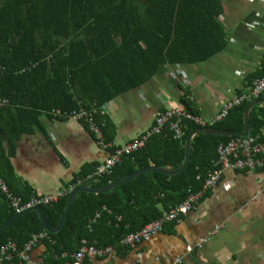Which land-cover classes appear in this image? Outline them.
Listing matches in <instances>:
<instances>
[{"label":"trees","instance_id":"trees-1","mask_svg":"<svg viewBox=\"0 0 264 264\" xmlns=\"http://www.w3.org/2000/svg\"><path fill=\"white\" fill-rule=\"evenodd\" d=\"M222 3L0 0V96L9 100L0 108V178L10 191L23 203L35 195L16 177L12 158L18 140L40 127L42 115L53 116L56 109L62 114L95 111L105 142L111 144L114 132L102 111L105 104L149 81L161 66L204 62L222 52L227 45L219 20ZM263 74L264 67L251 76V85ZM181 102L187 112L199 115L189 97H182ZM250 102L233 107L224 119L204 127L243 132ZM180 127V138L167 124L160 134L149 137L144 147L123 156L111 174L84 184L103 187L149 166L179 168L185 160L188 135L203 126L183 118ZM249 135L264 147V104L250 112ZM235 137L195 135L189 165L181 173L147 172L105 193L78 192L60 231L47 233L43 241L58 254L76 251L83 240L94 247L117 246L123 236L137 232L163 210L201 192L214 170L218 146ZM93 169L84 168L72 183ZM67 200L68 195L42 205L50 228L57 226ZM97 213L100 216L95 218ZM15 214L0 189V226ZM42 232L39 214L30 211L0 233V246L12 240L22 247Z\"/></svg>","mask_w":264,"mask_h":264},{"label":"crops","instance_id":"crops-1","mask_svg":"<svg viewBox=\"0 0 264 264\" xmlns=\"http://www.w3.org/2000/svg\"><path fill=\"white\" fill-rule=\"evenodd\" d=\"M222 6L225 49L204 62L161 66L149 81L108 102L102 111L114 136L107 147L97 144L84 121L42 115L40 127L16 144L12 164L20 182L35 195L60 191L84 168H95L115 149L148 131L159 113L184 108V96L212 124L224 103L247 91L251 76L264 67V0H223ZM203 195L194 210L178 222L166 223L149 240L129 248L115 246L110 255L85 257L82 264H172L187 245L201 238L209 240L182 264H264V169H226ZM44 239L31 251L35 261L74 263L75 251L58 254ZM5 264L26 263L15 258Z\"/></svg>","mask_w":264,"mask_h":264},{"label":"built area","instance_id":"built-area-1","mask_svg":"<svg viewBox=\"0 0 264 264\" xmlns=\"http://www.w3.org/2000/svg\"><path fill=\"white\" fill-rule=\"evenodd\" d=\"M35 66L36 65L33 64V67ZM25 70L26 68H24L22 72ZM263 94L264 74L263 76L256 78L247 91L236 94L230 100L225 102L220 113L214 118L213 123L224 119L228 115L230 109L233 107L239 106L245 101L256 100ZM8 104L9 100L0 96V108L5 107ZM105 105L103 107H105ZM52 115L54 117H71L76 120L85 121L93 132L97 144L104 148L109 145L105 142L100 125L95 121V111L80 109L79 111H74L71 114H62L60 110L56 109L52 111ZM183 118L194 122L196 125L204 126L206 124L205 120L200 115H194L190 112H187L184 108H171L164 110L155 118L153 126L148 131H146L140 137H137L125 144L123 147L115 149L90 173L78 178L75 183H70L65 188L57 191L56 193L34 195L29 199V201L23 203L22 198L10 191L8 185L1 178L0 189L10 200L11 206L16 213H20L23 210L33 206H42L55 203L62 197L69 195V193L73 191L75 187L83 185L85 182L95 181L105 175L111 174L114 167L121 162L123 156L130 155L144 147L146 140L152 135L160 134L167 124H170V129L174 132L175 137L180 138L182 136L180 121ZM172 119H174L173 122H171ZM262 168H264L263 146L260 143H257L256 139L250 137V135L246 137L236 136L228 143L220 144L217 148V159L214 162V170L205 179L202 191L197 194H191L186 200L168 210H163L158 218L147 223L137 232L129 233L123 236L120 239L117 247H134L138 243L147 241L153 235L162 231L166 223L180 221L185 215L197 207L200 197L207 190L217 185L226 169L247 171ZM199 178L200 177L197 176V179ZM99 216V213H97L95 218H98ZM118 220H120V217ZM219 228V226L215 227V230L211 234H215ZM46 237V231L35 234L22 247H18L12 240L5 242L0 246V264L11 262L15 258L26 264H42L32 258L31 251L42 239ZM208 240V238H201L194 245H187L182 255L176 258L172 264H182L186 255L193 253L195 249H201L208 242ZM115 248V246L111 245L106 247H94L89 245L86 240H83L80 247L73 254V264H82V261L85 257H102L110 255L115 251Z\"/></svg>","mask_w":264,"mask_h":264},{"label":"water","instance_id":"water-1","mask_svg":"<svg viewBox=\"0 0 264 264\" xmlns=\"http://www.w3.org/2000/svg\"><path fill=\"white\" fill-rule=\"evenodd\" d=\"M259 104H264V98L261 99H256L253 100L249 103L247 106L245 113H244V120H245V128L243 132H233V131H228V130H220L216 129L213 127H200L195 130H193L187 137L186 140V151H185V160L182 163V165L179 168L176 169H171V168H162V167H157V166H149L146 168L138 169L135 171L133 174L129 175L128 177L119 179L115 182L109 183L106 186L103 187H92V186H87V185H79L75 187L73 191H71L68 195V200H67V205L65 207V210L55 228H50L44 217L43 209L42 206H33L31 208L25 209L20 213H16L11 219H9L7 222H5L2 226H0V233L4 231L10 224H12L16 219L24 215L25 213H28L30 211H36L39 214V217L41 219V222L43 224L44 230L47 233L54 234L60 231L62 228L73 204L76 198V195L78 192H89V193H94V194H99V193H105L108 192L112 189H115L119 187L122 184L128 183L132 181L133 179L137 178L138 176L147 173V172H160L164 173L167 175H175L178 173L183 172L187 166L189 165L190 158H191V143L192 139L195 135L199 133H206V134H211V135H220V136H240V137H246L250 134V112L252 108L256 105Z\"/></svg>","mask_w":264,"mask_h":264}]
</instances>
